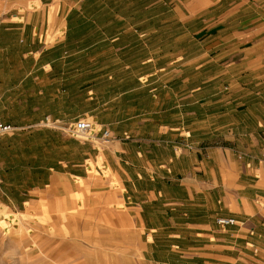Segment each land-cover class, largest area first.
Masks as SVG:
<instances>
[{"label":"crops","instance_id":"crops-1","mask_svg":"<svg viewBox=\"0 0 264 264\" xmlns=\"http://www.w3.org/2000/svg\"><path fill=\"white\" fill-rule=\"evenodd\" d=\"M6 5L10 14L0 22L3 77L16 71L18 77L58 78L64 69L57 65L74 58V47L105 42L126 55L116 59L132 63L127 71L139 81L170 70L172 63H194L191 94L198 100L194 127L184 119L178 125L188 129L170 127L152 117L151 143L137 136L125 157L128 145L108 128L84 139L42 128L46 118H0L18 129L0 142V188L24 191L20 205L37 208L45 201L57 207L60 191L78 189L79 180L90 186L92 142L113 147L119 168L128 165L136 177L132 199L148 200L146 210L131 207L132 221L166 239L161 264H264V0H7ZM96 36L98 42L92 41ZM187 45L194 46L192 55ZM27 62L34 67L28 70ZM209 63L212 72L218 69L211 79H229L230 100L209 103L212 112L202 117L197 109L205 106L203 72ZM73 87L83 101L89 96L85 82ZM143 87L134 89H155ZM0 104V110L17 106L1 98ZM105 129L109 141L102 137ZM145 174L167 180L140 189ZM220 217L236 224L222 226ZM173 253L184 260L172 262Z\"/></svg>","mask_w":264,"mask_h":264},{"label":"rangeland","instance_id":"rangeland-1","mask_svg":"<svg viewBox=\"0 0 264 264\" xmlns=\"http://www.w3.org/2000/svg\"><path fill=\"white\" fill-rule=\"evenodd\" d=\"M6 1L0 0V22L10 14L7 5L4 6ZM94 32L91 30L92 34ZM87 35H91L90 31ZM91 39L98 42L97 36ZM104 43L74 47V58L61 60L57 65L64 69L58 78L18 77L16 71L6 77L0 74L1 100L17 103L14 108L1 109L0 118L6 121L27 118L33 122L48 118L50 122L42 128L74 137H78L73 134L75 123L89 119L95 124L94 131L108 128L115 139L128 145L124 146L123 157L131 155V143L137 136L147 140L146 145L151 143L149 139L155 129L148 119L152 117L169 121L170 127H194V105L198 100L191 94L197 83L194 63L186 62L184 67L182 62L172 63L170 70L156 71L154 76L139 81L132 79L133 71H127L132 63L116 59L126 55H121L116 46ZM186 48L192 55L194 46ZM2 49L0 46V57ZM25 66L30 70L34 64L27 62ZM217 70L215 67L212 72L210 63L204 66L203 81L208 88L201 95L205 106L197 109L202 117L211 114L209 103L221 99L219 103L225 104L230 100L229 79H211ZM84 73L90 75L89 79L83 78ZM83 82L85 90L90 87L84 101L81 93L72 92V86L81 88ZM137 85L144 86V90L155 89L150 93H137L134 89ZM52 88L55 89L53 94ZM218 112L216 115L221 114ZM183 119L189 126L178 125ZM155 123L161 122L155 120ZM92 144V155L96 157L90 162V186L79 180L78 189L60 191L62 201L57 207L45 201L39 202L37 208L20 205L22 197H26L24 191L0 188V264H161L166 239L147 233L143 224L132 221L131 207L146 210L148 201L146 195L138 202L132 199L131 189L136 177L126 169L128 165L122 164L119 168V157L117 161L112 155L113 147ZM146 176L140 179V189L152 182L167 180L161 175L158 179L153 175L156 181ZM172 176L175 182L180 181L179 175ZM146 215L142 213L144 218ZM171 260L184 258L181 253H173Z\"/></svg>","mask_w":264,"mask_h":264},{"label":"built area","instance_id":"built-area-1","mask_svg":"<svg viewBox=\"0 0 264 264\" xmlns=\"http://www.w3.org/2000/svg\"><path fill=\"white\" fill-rule=\"evenodd\" d=\"M49 119L47 118L45 123H49ZM94 126L95 124L89 119H82L75 123V127L73 130V134L84 139H89L90 136L94 134ZM16 128L9 123H5L0 120V142L3 140L5 135H8L14 132ZM102 137L105 141H109L111 138V132L108 129H105L102 133ZM0 182H2V175L0 173ZM218 223L222 226H231L236 224V220L232 218L220 217L218 218Z\"/></svg>","mask_w":264,"mask_h":264}]
</instances>
